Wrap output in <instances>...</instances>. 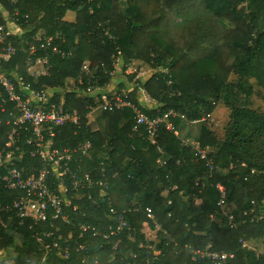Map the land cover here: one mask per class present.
Segmentation results:
<instances>
[{"label": "trees", "instance_id": "1", "mask_svg": "<svg viewBox=\"0 0 264 264\" xmlns=\"http://www.w3.org/2000/svg\"><path fill=\"white\" fill-rule=\"evenodd\" d=\"M117 2L17 0L13 4L0 0L7 13L0 12V24L10 21L23 34L14 46L36 35L60 34L64 39L58 45L66 56L52 57L53 83L62 85L73 76L77 80L85 61L95 71L104 64L110 66L122 51L137 62V69H153L150 80L140 82L151 95L161 97L162 93L163 98L158 111L146 107L136 90L130 100L138 102L148 117L162 116L168 109L187 117L168 116L166 122L172 123V129L166 123L158 125L155 141L161 150L147 139L144 126L140 134L132 130L129 108L98 111L82 119L79 129L55 127L56 146L91 142L90 158L83 159V167L91 168L102 185L94 191L98 206L89 204L87 210L88 219L97 225L95 235L90 230L83 232L77 225L83 219L81 213L71 211L66 213L74 226L60 223L54 234L72 239L82 234L80 241L87 245L91 264H210L191 260L189 250L198 248L233 254L219 264H258L255 251L242 250L238 239L248 235L256 239V247L264 243V5L259 0H126L122 9L113 12ZM65 10L75 12V27L54 23V14ZM221 19L234 27L225 29ZM78 32L82 43L79 49H72ZM198 48L202 55L197 54ZM222 48L232 56L230 64L217 58ZM24 57L17 46L13 60L6 63L8 72H15L14 65L23 64ZM43 81L38 77L32 82ZM91 101L90 97L79 103L70 99L66 107L82 108L83 112L78 111L84 116ZM216 105L225 109L219 130L208 120L214 114L219 116ZM11 111L12 106L5 112L0 109V149L8 139ZM194 119L197 121L192 122ZM183 141L208 148L215 167L212 178H204V161L197 159L194 150L183 147ZM34 161V157L24 156L26 175ZM198 178L204 182L202 192L197 193L201 203L194 200L191 190ZM217 184L227 192L221 206ZM3 202L0 184V206ZM0 214L4 217H0V251H4L0 264H38L44 255L37 237L38 223L20 225L13 215L2 210ZM230 215L235 216L233 226L228 223ZM119 216L125 225L117 236L131 232V237L124 238L122 253L114 251L110 257L107 244L98 235L102 231L99 223H104L107 233L109 227L116 231ZM146 225L156 233L155 238L147 237ZM84 255L73 250L66 259L53 251L44 264H87L82 262Z\"/></svg>", "mask_w": 264, "mask_h": 264}, {"label": "built area", "instance_id": "2", "mask_svg": "<svg viewBox=\"0 0 264 264\" xmlns=\"http://www.w3.org/2000/svg\"><path fill=\"white\" fill-rule=\"evenodd\" d=\"M13 4L17 0H11ZM17 8H14V14ZM23 34L19 32L11 22L0 24V109L6 110L12 106L9 122L10 131L4 148L0 149V184L3 187L4 202L0 210L9 213L17 218L20 225H31L38 223L40 232L38 240L42 243L44 251L43 258L38 264H44L49 254L57 252L63 258L68 259L73 250L85 253L83 263L88 262L87 245L80 241L82 234L74 239L57 238L54 234L62 225L74 226L73 218H68L67 211L74 215L81 213L82 221L77 223L80 229L85 232L90 230L95 235L97 225L92 224L87 217L88 205L98 206V196L94 191L102 183L94 177L91 168L83 167V159L90 158L91 142L71 143L64 146H56L55 127L66 125L72 128H79L81 125V115L76 110H69L64 99H58L61 91L60 82L53 81L52 57H65L66 51L62 50L58 41L64 42L60 34L41 35L24 38L18 42L25 57L24 73L8 72L6 63L16 54L17 46L15 40L22 39ZM15 69H20L19 64H15ZM153 70L137 69L136 66L126 65L122 72V64L119 60L114 61L110 66L103 65L95 71L89 61L82 65L81 74L78 78V85L83 92H87L91 101L86 105L84 116L89 118L92 114L100 112H121L129 108L133 114L134 132L140 134L141 126L146 129V137L156 144L158 149H162L155 141L158 125L166 123L168 129H172V123L166 122L168 116L186 119V115L174 109L166 110L162 116L148 117L140 108L138 102L131 101L132 91L136 90L137 95H141L142 100L157 110L162 102L161 99L153 98L145 88L141 87L140 78H149V73ZM124 75L131 88H112L113 79L117 75ZM44 78L45 81L34 84L27 77ZM129 76L134 77L133 80ZM101 80H105L101 84ZM112 86V87H111ZM78 87V88H79ZM117 87V86H116ZM97 99V101H95ZM76 131V130H75ZM182 146L194 150L197 159L204 161V178H212L215 173L213 161L208 158V148L199 147L193 141H183ZM34 157V165L31 172L26 175L23 166L25 155ZM198 182L199 189L192 188V196L197 199L204 188V182L198 178L193 182ZM219 192L218 205H223L227 199V192L222 184H217ZM22 189L25 193L22 194ZM202 201V198H201ZM113 211V209H111ZM151 215V209H147ZM234 215L228 217V223L234 225ZM120 225L117 230L109 227V233L105 231L103 222H100L102 231L98 233L107 241L110 238H117V233L125 225V221L119 216ZM45 239H50L47 242ZM242 250H254L255 255L264 258V243L259 247L254 245L252 236L244 235L238 239ZM125 242H120V248L115 247V252L122 248ZM191 260L194 262L208 260L210 264H219L228 256L233 257L224 250L207 251L206 249H190ZM4 251H0L3 255ZM259 256V257H258Z\"/></svg>", "mask_w": 264, "mask_h": 264}, {"label": "rangeland", "instance_id": "3", "mask_svg": "<svg viewBox=\"0 0 264 264\" xmlns=\"http://www.w3.org/2000/svg\"><path fill=\"white\" fill-rule=\"evenodd\" d=\"M118 1L117 4L115 3L114 4V7H113V12L114 10L117 11L119 8L122 9L125 5H126V0H116ZM259 2H261L263 5H264V0H259ZM240 6H243L242 4L239 5ZM44 11V10H43ZM43 11L41 13L40 16L43 15ZM0 12L6 16L7 13H6V9L0 5ZM40 16L38 17L40 19ZM54 23L57 24V25H65V26H69V27H75V24H76V14L74 11H70V10H65L63 11L61 14H54ZM10 22V21H9ZM221 23L223 25V27L225 29H232L234 27V25L225 20V19H221ZM14 26V25H13ZM15 27V26H14ZM43 29H45L47 27V25H42L41 26ZM42 28H40V26L38 27V31H42ZM105 35L109 36L108 32L105 33ZM110 37V36H109ZM82 33L81 32H78L76 33V37L74 39V42H73V46H71L72 49H79V46L81 45L82 41ZM120 54V57L118 58V60L120 61V63L122 64V72L124 71L125 69V66L126 65H133V66H136L137 62L136 61H131L127 56L124 55V52H119ZM197 54L198 55H202L203 54V50L201 48H198V51H197ZM217 58L220 60V61H225L227 64H230L231 61H232V56L229 54V52L225 49H221V51L218 53L217 55ZM129 62V63H128ZM133 62V63H131ZM205 65V64H204ZM143 69L145 70H153V69H146L145 67L142 66ZM140 69V68H138ZM152 72H150L149 74H152ZM125 75V74H124ZM131 80H133L134 77L132 76H129ZM151 78V77H150ZM149 78V80H150ZM141 79V78H140ZM140 82V80H138ZM143 82V80H142ZM142 82H140V86L144 87V85H142ZM60 86H61V94H63L64 96V99L66 100V102L70 99H74V101L76 103H79L81 100H83L85 98V95L86 93L85 92H82L80 90H75V93H73V89H75L78 85V79L76 80V77L73 76V77H69L68 80H65V82L61 85L60 83ZM146 89V88H145ZM147 90V89H146ZM148 91V90H147ZM149 93V91H148ZM68 94L69 97H65V95ZM150 94V93H149ZM133 95H136L135 93H133ZM151 95V94H150ZM152 97L156 98V99H163L162 98V93H161V97L159 96H156V95H151ZM217 104V103H216ZM148 104H146V107ZM78 109L79 111L83 112L82 108H76ZM215 111H219V116L218 117H215V114L213 116H210V118L208 120H210V123L212 125V128L214 129H218L217 127L219 125H221L223 122H224V113H225V109L221 106H218L216 105ZM82 119H84V116H81ZM219 130V129H218ZM107 133H109L108 130H106ZM137 133V132H135ZM74 143V142H73ZM194 189H199L198 187V182H195L194 183V187H192ZM192 190V189H191ZM193 194V193H192ZM162 200H164L165 198V194H163L162 196H160ZM194 197V196H193ZM194 200L197 202V203H201V198L200 196ZM0 217L1 219H4L3 215L0 214ZM252 227V226H251ZM144 231H145V234L147 235L148 238H155L156 237V233L153 232V230L148 226L146 225L145 228H144ZM131 237V232L130 233H127V234H124L122 235V237H117V238H110L109 240L105 241V243L107 244V247L105 248L106 250V254L109 255L110 257H112V255L114 254V250H115V247L118 246L120 248V245H118V241L119 242H124V238H130ZM256 243V239L254 238V245ZM133 255H135L133 252H132ZM148 257V256H147ZM259 257V256H258ZM150 258V257H149ZM148 261V260H147ZM258 264H264V258H261L259 257V263Z\"/></svg>", "mask_w": 264, "mask_h": 264}, {"label": "crops", "instance_id": "4", "mask_svg": "<svg viewBox=\"0 0 264 264\" xmlns=\"http://www.w3.org/2000/svg\"><path fill=\"white\" fill-rule=\"evenodd\" d=\"M37 36V35H36ZM142 80H144V77H142L141 78ZM114 81H113V83H114V87H112V88H131V85H130V82H127V80H126V78L124 77V75L122 74V75H117L116 77H114V79H113ZM123 85V86H122ZM117 86V87H116ZM74 91H73V93H75V90H80V91H84L83 89H82V87H79V88H76V89H73ZM62 96H63V94H61ZM85 97H89V94L86 92V95H85ZM63 99H64V97H62ZM61 98V99H62ZM137 98H139L138 96H137ZM64 104H65V106H66V101H65V99H64ZM69 109V108H68ZM69 110H76V111H78V109H69ZM78 113H79V111H78ZM82 118V117H81ZM84 118H86L85 116H84ZM81 125H82V121H81ZM80 125V126H81ZM80 128V127H79ZM79 128H76V129H79Z\"/></svg>", "mask_w": 264, "mask_h": 264}, {"label": "clouds", "instance_id": "5", "mask_svg": "<svg viewBox=\"0 0 264 264\" xmlns=\"http://www.w3.org/2000/svg\"><path fill=\"white\" fill-rule=\"evenodd\" d=\"M15 46H19V45L16 44ZM16 53H17V52H16ZM15 55H16V54H15ZM15 55H13V56L11 57L10 62L13 60V58H14ZM19 65H20V69L16 70L15 73H24V72H25V65H24V63H23V64H19ZM149 78H150V74H149ZM149 78H147V79H149ZM27 79H28L29 81L32 82L35 78H33V77H29V76H28ZM144 80H146V78H144ZM144 80H143V81H144ZM32 83H33V82H32ZM78 87H79V86H77L76 88H78ZM76 88H75V89H76ZM60 92H61V91H60ZM60 92H59V94H61ZM153 98H154V97H153ZM155 99H156V98H155ZM1 110H2V109H1ZM5 111H7V109H6V110H2V112H5ZM10 119H11V116H10V118H9V120H8V124H9V122H10ZM196 121H197V120H195V119L192 120V122H196ZM9 127H10V125H9ZM9 131H10V130H9ZM8 134H9V133H8ZM70 144H71V143H70ZM90 150H91V149H90ZM89 152H90V151H89ZM23 166H24V158H23Z\"/></svg>", "mask_w": 264, "mask_h": 264}, {"label": "water", "instance_id": "6", "mask_svg": "<svg viewBox=\"0 0 264 264\" xmlns=\"http://www.w3.org/2000/svg\"><path fill=\"white\" fill-rule=\"evenodd\" d=\"M7 224H10V220L7 221Z\"/></svg>", "mask_w": 264, "mask_h": 264}, {"label": "bare ground", "instance_id": "7", "mask_svg": "<svg viewBox=\"0 0 264 264\" xmlns=\"http://www.w3.org/2000/svg\"><path fill=\"white\" fill-rule=\"evenodd\" d=\"M128 88V87H127Z\"/></svg>", "mask_w": 264, "mask_h": 264}]
</instances>
